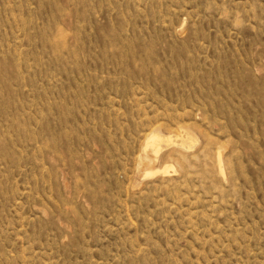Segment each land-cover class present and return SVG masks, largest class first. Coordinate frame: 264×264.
Listing matches in <instances>:
<instances>
[{
    "label": "rangeland",
    "instance_id": "374dc122",
    "mask_svg": "<svg viewBox=\"0 0 264 264\" xmlns=\"http://www.w3.org/2000/svg\"><path fill=\"white\" fill-rule=\"evenodd\" d=\"M0 264H264V0H0Z\"/></svg>",
    "mask_w": 264,
    "mask_h": 264
},
{
    "label": "bare ground",
    "instance_id": "6f19581e",
    "mask_svg": "<svg viewBox=\"0 0 264 264\" xmlns=\"http://www.w3.org/2000/svg\"><path fill=\"white\" fill-rule=\"evenodd\" d=\"M161 136V135H160ZM157 133H153V134H150L148 137H147V143H146V147H150L152 150H154L155 152L158 151L157 147L159 146L158 145V142L160 141V137ZM167 170L164 171V173H166ZM156 173V172H155ZM154 173V174H155ZM163 173V172H162ZM152 175V174H150Z\"/></svg>",
    "mask_w": 264,
    "mask_h": 264
}]
</instances>
